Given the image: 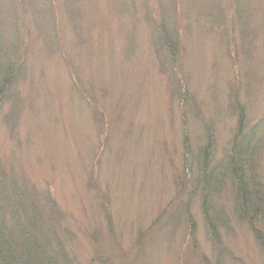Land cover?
I'll list each match as a JSON object with an SVG mask.
<instances>
[{
    "label": "rangeland",
    "instance_id": "1",
    "mask_svg": "<svg viewBox=\"0 0 264 264\" xmlns=\"http://www.w3.org/2000/svg\"><path fill=\"white\" fill-rule=\"evenodd\" d=\"M257 124L264 188V0H0V221L36 250L22 264H264L231 175L203 194Z\"/></svg>",
    "mask_w": 264,
    "mask_h": 264
},
{
    "label": "trees",
    "instance_id": "2",
    "mask_svg": "<svg viewBox=\"0 0 264 264\" xmlns=\"http://www.w3.org/2000/svg\"><path fill=\"white\" fill-rule=\"evenodd\" d=\"M162 25H164L162 26V37L164 36L162 44L164 45L165 41L169 44L171 41L173 42V39H171L173 35L166 28V24L164 22ZM257 125L258 129L257 127H253V129L247 133L248 135L246 137L248 138H243L238 143H235L234 152L228 159H226V161L224 160L225 162L217 164L213 167V169L210 170L209 174L204 175V177H206V182L203 186V194L205 195L204 199H208L210 196L209 193H213V191L216 190V187H218V183H216V185H213V183H215V181L223 183L227 174H230L233 182L236 185L237 195L240 201L243 202V207H239L240 213H246L245 208H248L246 205L249 206L252 214H247V217L252 226L255 220L264 222V188L255 169L251 154L252 149L250 148L253 145V140H257L260 132L259 128L262 126L261 123L260 126L259 124ZM211 131L212 129L210 130V136H213ZM209 144L212 145L211 142ZM225 172H227L226 176ZM213 187H215V189H213ZM16 195H20V193L17 192ZM204 204L206 206V214L210 215L209 206H211V204L207 203V200L204 201ZM2 206L3 203L0 205V210ZM211 215L209 218V224L211 227L216 228V223L214 222V218H212ZM241 215L243 218L244 214ZM24 231L27 232L26 238H30L28 237L30 236L29 229L24 227ZM8 235L10 234L5 233L3 224L0 221V264H22V257L28 256H21L23 251L24 253L32 254L30 255L31 257L34 255V260L36 259L38 261L36 257L37 253L35 252L36 250L34 251L32 246H29L27 249H23L22 252H20L18 246L16 247L17 241L14 243V237L11 238ZM213 235H216L215 231L213 232ZM30 256L29 258H31ZM34 260H29L30 263L25 261L24 264H33Z\"/></svg>",
    "mask_w": 264,
    "mask_h": 264
}]
</instances>
